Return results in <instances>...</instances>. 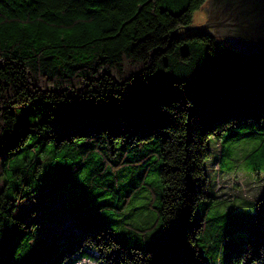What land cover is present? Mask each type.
I'll list each match as a JSON object with an SVG mask.
<instances>
[{
    "label": "trees",
    "instance_id": "16d2710c",
    "mask_svg": "<svg viewBox=\"0 0 264 264\" xmlns=\"http://www.w3.org/2000/svg\"><path fill=\"white\" fill-rule=\"evenodd\" d=\"M206 2L0 0V264H78L88 244L98 264H264V199L256 217L218 205L195 214L216 197L209 137L241 125L254 128L225 140L264 136L253 123L264 128L261 53L186 31ZM32 104L60 117L100 111L59 133L17 124ZM229 155L223 145L216 182L236 167ZM47 192L62 200H43L41 219L18 214ZM140 197L146 213H128ZM62 213L74 229L45 226Z\"/></svg>",
    "mask_w": 264,
    "mask_h": 264
},
{
    "label": "rangeland",
    "instance_id": "374dc122",
    "mask_svg": "<svg viewBox=\"0 0 264 264\" xmlns=\"http://www.w3.org/2000/svg\"><path fill=\"white\" fill-rule=\"evenodd\" d=\"M261 60L263 62L262 75L264 76V52L260 54ZM262 97V109L264 111V88L261 91ZM100 108L99 106H78L73 109V111L67 117L53 116L49 114L45 107L42 105H26L20 109H16L17 114V124H36L39 122L49 123L53 129L59 133H68L75 128H82L90 123H95L98 121V114ZM255 130L259 133L264 134V128L258 126L257 122ZM264 125V122H263ZM254 126H237L234 129H229L223 131V138L221 139L218 134L211 135L209 137V144L211 147V157L205 162V169L208 174V193L216 196L214 199L204 198L199 200L196 208V216L199 217L204 214L205 218L210 217L216 210L212 206H219V209L223 212L230 211H240L242 213L249 214L252 217L259 215V208L257 202L264 199V136L260 138L253 137H243L237 140L234 138L226 139L230 134L236 132L249 131ZM31 138L29 141H31ZM225 146L229 150L230 155L228 159L226 158L227 166L230 162H234L236 166L233 171H229L227 168L223 169L219 180H217L218 171L215 170V161L218 156V152L222 146ZM2 155L0 156V190L4 185V177L2 171ZM217 187V189H216ZM50 199L55 205L60 203L62 200V195L57 193L47 192L45 195L37 194L34 198L21 203L18 214L25 215L29 209H33L31 212L35 216V219H41L42 214L40 213V206L43 200ZM145 197H140L136 199L128 209V213L140 214L146 213L145 208ZM53 207L56 208L57 206ZM61 219L60 225L54 223L53 221L45 224L47 228H58L62 224H66L62 229H74L75 225L69 224L67 222L68 216L65 214H60ZM150 216V217H149ZM147 216L149 218V223L154 221L156 218L155 214H150ZM136 217V215H135ZM133 215L131 218H127L128 222L136 221ZM141 219V218H140ZM57 221V220H56ZM64 221V222H62ZM146 221V218L142 216L141 222ZM62 222V224H61ZM247 235V232H245ZM135 241H130L133 244ZM86 260L78 262V264H98L95 261L93 253L96 249L92 245H86L84 247ZM78 255V254H77ZM77 255L75 257H77ZM73 257H68L64 264H72Z\"/></svg>",
    "mask_w": 264,
    "mask_h": 264
},
{
    "label": "water",
    "instance_id": "95a60500",
    "mask_svg": "<svg viewBox=\"0 0 264 264\" xmlns=\"http://www.w3.org/2000/svg\"><path fill=\"white\" fill-rule=\"evenodd\" d=\"M203 6L216 11V19L207 21V11L202 8L186 31H207L243 54L264 52V0H207Z\"/></svg>",
    "mask_w": 264,
    "mask_h": 264
},
{
    "label": "flooded vegetation",
    "instance_id": "af4514ba",
    "mask_svg": "<svg viewBox=\"0 0 264 264\" xmlns=\"http://www.w3.org/2000/svg\"><path fill=\"white\" fill-rule=\"evenodd\" d=\"M202 8H204V6L202 7ZM201 8V9H202ZM205 9V8H204ZM206 11H207V21H212V20H214V19H216V16L218 15V13H216V11H212V12H210V11H208L207 9H205ZM206 21V22H207Z\"/></svg>",
    "mask_w": 264,
    "mask_h": 264
}]
</instances>
